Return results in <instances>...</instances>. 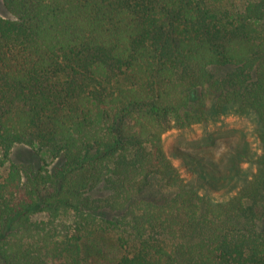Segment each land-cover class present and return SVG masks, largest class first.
<instances>
[{
  "label": "trees",
  "instance_id": "1",
  "mask_svg": "<svg viewBox=\"0 0 264 264\" xmlns=\"http://www.w3.org/2000/svg\"><path fill=\"white\" fill-rule=\"evenodd\" d=\"M3 1L0 167L17 144L63 158L0 170L3 264H264V0L236 14L222 0ZM230 112L257 118L262 151L235 152L255 171L222 178L238 191L213 201L163 134ZM153 174L177 190L167 202L138 198ZM93 234L118 254L88 257Z\"/></svg>",
  "mask_w": 264,
  "mask_h": 264
},
{
  "label": "rangeland",
  "instance_id": "2",
  "mask_svg": "<svg viewBox=\"0 0 264 264\" xmlns=\"http://www.w3.org/2000/svg\"><path fill=\"white\" fill-rule=\"evenodd\" d=\"M248 0H222L215 4V9L228 11L236 14L242 11ZM3 0H0V14L12 18ZM214 67V72L226 73L230 67ZM211 117L207 123H196L189 128H173L163 134L164 148L172 162L179 170L180 176L191 186L197 189V193L213 201H225L237 193L239 186L229 185L224 187L222 178L227 176L231 179L238 178L242 182L244 173H252L255 166H252L248 158L235 164V152L243 151L246 147L252 155L254 151L260 153L261 146L258 139L259 125L257 118L252 114H240L230 112L221 114L219 118ZM13 162L28 164L35 170H53L63 162L62 157L54 158L46 150H37L25 144H17L13 147L9 158L0 170L3 178L6 177ZM237 169L234 170L233 166ZM213 171L219 176V181L209 175ZM214 181V182H213ZM232 180H229V183ZM215 188L208 185L212 183ZM228 183V184H229ZM241 184V183H240ZM237 190V191H236ZM176 189L166 185L163 177L153 174L145 189L139 194V199L153 200L164 203L175 196ZM106 187L99 186L95 192L96 197L108 196ZM35 218H46L45 213H36ZM260 229L264 228L263 223H258ZM101 233V232H100ZM108 235H111L109 232ZM103 235L93 234L85 239V249L92 259L115 257L118 253ZM0 264L3 262L0 259Z\"/></svg>",
  "mask_w": 264,
  "mask_h": 264
}]
</instances>
